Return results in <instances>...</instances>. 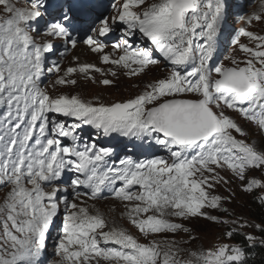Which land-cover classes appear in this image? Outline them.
I'll use <instances>...</instances> for the list:
<instances>
[{
    "label": "snow or ice",
    "instance_id": "1",
    "mask_svg": "<svg viewBox=\"0 0 264 264\" xmlns=\"http://www.w3.org/2000/svg\"><path fill=\"white\" fill-rule=\"evenodd\" d=\"M18 3L0 0L7 13L0 20V191L9 189L0 204V264H46L49 229L61 201L65 212L55 241L60 264H246V247L258 240L264 245L262 225H252L261 236L245 234L243 246L221 243L190 251L187 257L177 242L151 237L191 234V228L176 221L194 218L237 225L227 230L229 240L238 228L248 226L214 215L228 209L223 208L227 198L212 191L230 185L218 171L228 170L245 193H264V179L248 175L264 172V146L250 143L236 118L264 132V35L240 30L234 42L244 56L226 67L212 63L226 22V0H122L110 12L97 0H28L27 8ZM253 20L264 16L255 15L248 23ZM40 24L43 31L36 34L46 37L43 43L33 35ZM118 30L122 35L108 53L102 38ZM136 35L147 43L134 46L129 37ZM56 41L66 49L83 43L101 54L103 64L126 70L129 77L164 62L171 67L166 76L122 102L53 95L41 81L46 72H61L55 62L46 68V54L56 50ZM76 60L77 66L66 68L54 86H75L77 75L92 83H97L93 73L118 75L112 68ZM58 116L76 123L67 126ZM84 126L104 137L161 146L169 158H125L115 166L109 162L113 148L81 140L78 130ZM66 173L75 174L70 179L72 199L59 195L55 183ZM107 192L125 202L130 223L147 242L122 228H109L98 211L81 206V197L96 200ZM257 199L264 205V194Z\"/></svg>",
    "mask_w": 264,
    "mask_h": 264
},
{
    "label": "rangeland",
    "instance_id": "2",
    "mask_svg": "<svg viewBox=\"0 0 264 264\" xmlns=\"http://www.w3.org/2000/svg\"><path fill=\"white\" fill-rule=\"evenodd\" d=\"M67 2L69 1L63 0L52 2V4ZM97 2L107 5L109 7L108 11L110 12L112 10V7H118L122 3V0H97ZM19 3L21 5H25L22 0H19ZM226 4L228 5L225 17L226 22L222 27L221 35L218 37L217 51L214 54L212 63L214 65H219L222 63L227 67L232 66L233 59H239L244 56V54L239 51V45L235 44L234 42L240 30L246 29L258 35H264V20H253L251 24L248 23L249 19H251L255 15L264 16V0H226ZM241 4L242 6H238ZM238 7L239 9L236 10V8ZM6 18L7 13L5 12L3 6L0 5V20ZM43 27V24H40L34 29L33 34L36 35L35 38H40V36H42L37 35L36 33L42 32ZM121 35L122 32L118 30L113 34H110L109 37L102 38L103 42L107 44L108 47H110L108 50H106V52L110 53L111 51H113V48L111 46L118 42V39L121 37ZM136 36L138 37H129L130 43H132L134 46L140 47L144 46L147 43L145 38H143L142 36ZM240 42L242 44H249L251 46L248 38L246 37H240ZM55 43L57 48L54 52L48 53L47 61L49 63L47 64L46 68L51 67L55 62L60 65L61 72L59 74L55 72H46V76H43L41 81L42 86L47 87L48 91L53 95H79L83 99L92 100L94 102L96 100H99L100 102H103L105 104L122 102L124 100L134 98L137 94L145 89L148 83L166 76L171 67L170 65H167L166 62H164L160 65L152 66L150 70L146 72V74H142L139 77H129L128 75H126V70L117 69L115 68V66L109 65L110 68L117 71L118 75L116 77H112L110 74L101 76L100 73H93L97 83H92L90 80L85 79L82 75H77L75 78L78 80V83L75 86H54L55 80L59 75H63L66 68L77 66L76 58H79V63L95 64L97 67H100L102 69H104L105 66V64L101 62V54L92 53L89 49L82 46V44H79L76 49H66L62 42L56 41ZM70 51L74 52L70 54ZM63 52L67 54V59H65L64 56L61 55V53ZM76 53L79 54L74 58L73 56H76ZM119 54L120 53H115V55ZM105 78L112 80L113 83L108 86L99 83L100 80ZM228 114L236 116V114L232 113L230 110ZM57 118L61 121L63 120V122H65L67 126L75 123V120L70 117L58 116ZM236 118L238 119V122L243 126V128L249 133L247 140L250 143L257 144L258 146H264V132H261L254 123L245 121L238 116H236ZM78 134L81 140L84 142H95L98 146L113 148L114 151L112 156L109 158V162L111 164H114L115 166L118 165L120 159L125 158H131L137 161L154 158L156 156L169 158V154L161 146L154 145L146 141H137L135 139L121 136L104 137L102 135H99L96 130L91 128L90 126L82 127L78 130ZM64 139L67 142L68 138ZM101 139L113 141V143L106 144L103 143ZM69 143H71V140ZM169 162H171V159H169ZM218 171H220V174L227 180L231 181V183L230 185H217L216 188L212 191V194L227 198L223 203V208H227L228 212L225 213L222 210H215L213 214L219 216L221 219H235L245 223L248 226L244 228H238V230H242L246 234H253L258 237L259 229L252 227V225L258 224L256 220L251 217L253 210L256 211L257 209V207L253 206L254 204H252V202H256V204L260 206L259 209H264V205H261L259 200L257 203L256 199L258 194L264 193H259V190H254L253 193H245L242 190V182L236 179L230 171ZM248 175L249 178L256 177L259 179H264V172H261L259 170L251 171ZM55 183L61 189V193L59 195H68L69 199H72V197H70V181L66 183L57 181ZM64 189H67V192H64ZM8 191V188H4L2 191H0V204L4 202ZM106 196L107 195H102V198H98L96 200H91L87 196L81 197V199L85 202L83 206L89 207L92 213L98 211L101 215L104 216L109 228H122L133 236H136L141 240V242H147L143 239V237L140 236L137 229L130 223L128 219V209L126 207V204L121 201H101ZM63 207L64 204L61 201L60 208L62 209L60 210V213L58 215L57 224L62 221V214L65 212V208ZM176 222L184 223L187 227L191 228V234L182 232L175 235L171 233H163L151 237V239H155L160 242H177L181 248L186 250L183 253L185 257H187L190 251H204L209 248H213L221 243H229L234 246L237 245L231 239L229 240L226 237L227 230H229L230 227H238L237 225H221L205 220L203 218H194L190 221ZM57 224L50 225L49 239L47 240L46 247L48 249L46 253L47 257H51L54 252H56L55 241L62 228V223L60 226ZM191 236L196 237V239L192 240L190 238ZM60 260L61 257L59 256V254H55L51 258L45 259L46 264L47 262H50V264H60Z\"/></svg>",
    "mask_w": 264,
    "mask_h": 264
},
{
    "label": "trees",
    "instance_id": "3",
    "mask_svg": "<svg viewBox=\"0 0 264 264\" xmlns=\"http://www.w3.org/2000/svg\"><path fill=\"white\" fill-rule=\"evenodd\" d=\"M257 199V198H256ZM258 203V199H257ZM253 206L257 207L256 211L253 210L251 217L256 220L259 225L264 226V209H259V205L256 202H252ZM246 233L242 230H238L234 233L233 238L231 239L237 245H245L244 235ZM261 236L260 230H258V237ZM247 257L246 264H264V245L259 243V240L256 244L246 247Z\"/></svg>",
    "mask_w": 264,
    "mask_h": 264
},
{
    "label": "bare ground",
    "instance_id": "4",
    "mask_svg": "<svg viewBox=\"0 0 264 264\" xmlns=\"http://www.w3.org/2000/svg\"><path fill=\"white\" fill-rule=\"evenodd\" d=\"M23 1V3L25 4V5H21L20 3L18 4V7H21V8H27L29 5L27 4V0H22ZM54 1H59V0H49V2H54ZM71 1V0H70ZM109 8V7H108ZM109 10V9H108ZM34 36H36L35 34H33ZM36 40H37V42L38 43H43V42H45V40H46V37H44V36H40V38H36ZM110 47H107L106 49H105V51L106 50H108ZM113 51H111L110 53H112ZM79 53H76V56H73L74 58L75 57H77V55H78ZM97 54V53H96ZM46 56H47V54H46ZM72 57V58H73ZM71 58V59H72ZM65 59H66V57H65ZM49 62L48 61H46V65L48 64ZM110 68V66L109 65H105L104 66V69L105 70H107V69H109ZM46 75H44V77H45ZM135 83H137V82H135ZM74 175L75 174H73V173H66L65 175H64V177L62 178V181L64 180V179H67L68 177V179H67V182H69L70 181V179L71 178H74ZM70 188L72 189V187L70 186ZM84 190H87V189H84ZM84 190H82V191H84ZM72 191H73V189H72ZM107 194V196L105 197V198H103L101 201H105V200H109V201H116V202H119V201H121V200H118V199H116V198H114V196L112 195V193L111 192H107L106 193ZM78 202V201H77ZM121 202H123V201H121ZM125 203V202H124ZM61 223H62V221L60 222V223H58L57 225H61Z\"/></svg>",
    "mask_w": 264,
    "mask_h": 264
}]
</instances>
